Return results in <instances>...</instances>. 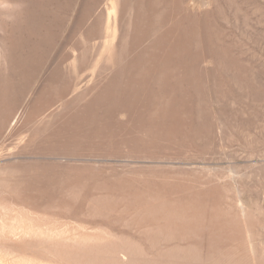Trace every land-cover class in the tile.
Returning <instances> with one entry per match:
<instances>
[{
    "label": "rangeland",
    "instance_id": "rangeland-1",
    "mask_svg": "<svg viewBox=\"0 0 264 264\" xmlns=\"http://www.w3.org/2000/svg\"><path fill=\"white\" fill-rule=\"evenodd\" d=\"M201 1L143 0L141 47L171 32L126 71L108 54L134 9L0 0V120L20 125L8 142L35 135L43 263L264 264V0Z\"/></svg>",
    "mask_w": 264,
    "mask_h": 264
},
{
    "label": "bare ground",
    "instance_id": "bare-ground-1",
    "mask_svg": "<svg viewBox=\"0 0 264 264\" xmlns=\"http://www.w3.org/2000/svg\"><path fill=\"white\" fill-rule=\"evenodd\" d=\"M77 3L78 2H76V4ZM117 3L118 4L114 7L117 8L118 6H120L119 9H121V14H123V15H128V14L130 15V12H131L130 9L135 10V17H132V14H131L130 15L131 17L129 19V23H130L129 34L131 35L130 42L132 45L135 43L136 40L140 41V43H139L140 45L138 44L139 49L135 45H133V46L129 45V43H130V42H128L129 38L128 39L126 38V40L122 42L121 48H120L119 44L118 45L115 44L116 46H114V48L110 49V53L108 54L110 60L114 59V56H116L118 54H121L120 56H122V57L123 56L126 57V54L133 56V57L127 56L128 59L125 61L123 60L124 65H123V69H121V70L127 71L130 68L135 67V65H138L142 61L145 62L146 60H148V63H149L153 59V57H156V53H157V50L160 47V45L163 46V44L164 45L166 44L165 39H167L166 37H167L168 31H170V30L164 29L158 35V37L154 38V39H156L155 41L149 43L148 46L141 47V43L144 42V39L146 37L145 34H147V27H145V25H144V22L147 20V17H146V19L144 17V12L146 11L145 10L146 8H145L143 0H117ZM66 4H68V3H66ZM203 4L207 5L208 1L206 2V0H202L200 5H203ZM197 5H199V4L197 3ZM85 8H86V6H85ZM83 9L81 11H83ZM77 10H79V8H77ZM88 11L86 12V14L88 13ZM77 12H80V11H77ZM72 14H73V12H72ZM139 15L142 18L137 20ZM80 17H83V15ZM110 18L111 17L108 16V21L110 20ZM73 19H74V16H73ZM75 19H77V18L75 17ZM98 19L101 20L103 18L101 16V17H97V21H98ZM70 21H71V19H70ZM142 21H143V24L139 25L138 22H142ZM98 24L95 23L94 25L97 26ZM93 27H95V26H93ZM71 28H73V27H71ZM114 30H115L114 32L116 34V30H118V29H114ZM128 30H129L128 27L126 29H124V31L122 32L123 33L122 36H124L128 32ZM115 34H114V37H115ZM118 35H119V33H118ZM64 38H66V37H64ZM204 40H206V39H204ZM57 50H58V48H57ZM165 51L169 52V50H167V49ZM165 51H164V53H162L163 55L166 53ZM166 57H168L167 54H166ZM117 59L120 60V58H117ZM161 59H163V58H161ZM115 60L116 59H114V61ZM158 60H156V61H158ZM29 63L31 64V60L25 58L23 60L22 64H23V66H26ZM37 64H38V62H37ZM153 65H155V64H153ZM117 66H120V65H117ZM158 66H159V64H158ZM58 69L59 68H56L53 70L54 73L50 76L49 80H47L45 82V85L49 84L48 82L52 81V79L55 78L56 74L58 73ZM117 69H119V67ZM138 71H137V74H138ZM143 73H145V72H143ZM42 75H43V73H42ZM141 75H143V74H141ZM134 82H136V81H134ZM120 85H121V83H120ZM146 86H147V84H146ZM131 88H132V86H131ZM144 88H147V87H144ZM133 89L135 90L136 88H133ZM133 89H132V91H133ZM40 96L41 95L39 93V97ZM135 97H137V96H135ZM32 100H33V98H32ZM34 101H36V100H34ZM16 118H17V116H16ZM17 122H18L17 120H9V121L6 119L0 120V264H48L46 262L43 263L44 261H42L43 260L42 259V249H41L42 241L44 240L45 244L53 243V239L55 237V234L50 232V230L52 228L49 230L47 229L46 231H43L44 233L45 232L46 233H45L44 239L42 238L43 235H42L41 226H43V224H42L43 222L41 223V218H40L41 217V214H40L41 187H40V183H39L38 148H37V144H36L37 142L34 138L35 135H33L34 137L31 135V139H29L28 143H26L24 139L21 141L15 140V143H13V141L8 142V138H9L10 134H12L14 136V134L20 128V125H18ZM16 138H18V137L16 136ZM25 145H29V147H30V150H29L30 155L28 158L29 160L27 162V164H28V171L27 172H26V170L24 172L26 164H25V166H23L22 162L19 161V159H18L19 156L22 154V152H23L22 149H23V146H25ZM10 146H12V148H10ZM26 156H27V154H26ZM14 165L16 166V169H15V172H16L15 175L16 176L14 175V179H11L10 175H9V167L14 166ZM241 201H243V200H241ZM202 202H203V200H202ZM241 205H242V203H241ZM244 206L242 205L240 209L243 211L242 212L243 215H246ZM179 207H181V206H179ZM45 219H43V220L46 221ZM246 222H245V224H246ZM48 245H50V244H48ZM56 250L57 251L53 252V254L56 257H58V259L62 263L64 261H67L68 264H99L97 262H89L88 261V259H87L88 253H89L88 249H77L78 252L70 250V252L73 253L74 255H80L83 257V258L76 257L78 259H73L72 257L62 255L60 252L63 251L64 249H56ZM114 250H116V249H114ZM46 251H49V249H46ZM112 252H113V255H112L113 259H118V260L124 259L125 261L127 260L125 262V264H132V259H131L130 254L128 253V251H124V252L121 251L123 253H126V255H124V254L121 255L119 252H117V250L112 251ZM252 253L254 254L253 250H252ZM47 259L49 260V264H56V262H58V261L53 262L52 260L50 261L49 258H47ZM144 264H149V263H148V261H146Z\"/></svg>",
    "mask_w": 264,
    "mask_h": 264
}]
</instances>
